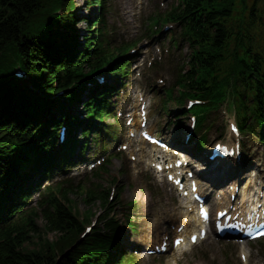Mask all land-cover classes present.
<instances>
[{
    "label": "trees",
    "instance_id": "1",
    "mask_svg": "<svg viewBox=\"0 0 264 264\" xmlns=\"http://www.w3.org/2000/svg\"><path fill=\"white\" fill-rule=\"evenodd\" d=\"M62 1L69 10L74 7L72 0H0V264H103L118 230V222L108 218L111 203L107 195L97 191L90 192V198L103 203L100 220H105L107 233L95 230L68 252L78 241L82 225L73 208L57 198L62 188L46 195L49 207L44 216L60 237L41 244L45 252L24 247L29 234L40 235L34 229L38 212L15 218L20 211L18 197L24 193L19 183L25 176V161L37 153L39 161L49 158V109L61 101L82 100L90 76L117 58L100 44H89L79 54L45 36L53 32L45 29L46 23L61 17L57 11ZM172 15L191 48L190 70L177 81L181 88L177 100L186 96L208 99V105L198 108L206 114L230 98L238 104L242 131L252 124L264 127V0H184L182 9ZM61 19L66 24L67 18ZM17 68L28 71L35 90L12 77ZM111 69L125 74L117 64ZM108 97L106 93L101 100L86 101L88 119L103 116L107 104L98 106ZM71 120L73 125L80 124L75 115ZM30 226L33 229L26 233ZM128 264L134 263L130 260Z\"/></svg>",
    "mask_w": 264,
    "mask_h": 264
},
{
    "label": "rangeland",
    "instance_id": "2",
    "mask_svg": "<svg viewBox=\"0 0 264 264\" xmlns=\"http://www.w3.org/2000/svg\"><path fill=\"white\" fill-rule=\"evenodd\" d=\"M75 1L78 5L76 15L80 21L77 26H79L80 40H82V34L87 35L90 26L87 21H81V19L87 15H94L98 8L92 7L89 4L90 0L89 2L88 0ZM177 1L115 0L114 14L109 15V19L113 23V27L109 32L111 33L109 38L110 47H120L133 42L140 43L135 62L130 68L132 75L128 78L129 88L123 92L121 98L116 99V103L120 102L117 108L125 111L129 107H133L137 99L144 98L146 104L151 105L150 114L154 122L153 129L161 134H166L168 137L180 135L182 129L188 126V121L186 119L182 120L184 126L181 129L177 128L176 125H171L177 115L174 113L172 115L161 113L160 110L156 109L158 103L153 100L156 99V96L157 98L160 97V99L165 97L162 88L168 85L169 82L174 81V74L180 70L183 58H180L178 54L179 50L174 47L171 55L167 57L163 56L161 44L168 47L167 33L151 41L148 40V37L152 31L164 27L163 21H161V24L158 26L159 28H155L154 19L163 15ZM80 5L84 6L79 9ZM176 33L177 31L171 32V40L177 37ZM159 43L160 45H158ZM150 46L151 48L148 49ZM183 51L187 52V48L183 47ZM159 79H163L164 82L160 83ZM170 107L175 108L177 105L170 102ZM212 118L215 121L205 132L207 138L206 146L210 145L212 140L219 136H222L228 143L232 142V140L236 141L237 138L230 136L229 131L224 128L225 124L232 118L231 114L222 112L216 116L214 115ZM111 122H114V120H111ZM117 126L119 132H125L127 129L124 121L119 122ZM201 134L200 132L199 135ZM199 135H196V137H199ZM241 139L244 163L256 171L248 172L246 178L255 179L264 172V144L260 143L257 135L253 133L245 134L243 137L241 136ZM90 143L94 147L90 150L89 154H94V156L89 155V157L95 160L101 156L102 158L107 157L108 149L113 150V147L117 148L119 141L110 143L106 150H103L102 147L96 149L95 144L92 141ZM190 144L192 145L188 146V148L196 155H200L197 150L198 144H196V140L192 139ZM117 152L119 151L117 150ZM150 153L151 146L141 143H135L134 146L128 145V149L125 152H122L120 156H116L113 159L110 168H108V173L103 174V178L99 179L94 174L95 172L91 174L87 172L88 169L86 170L85 167L77 168L76 172L66 176L69 179L67 183H71L75 188H67V195L63 199L69 202L75 212L85 222L88 211L96 214L101 210L99 200L88 203L90 188L98 187L102 190L108 188L110 189L109 196L114 195L115 197H117L118 191H123L121 201L117 203V213L123 221L126 219V215H130L138 228V232L133 233L131 228L127 227V231L122 233L123 242L126 241L129 248H132L131 245L145 248L156 241L157 236L162 230L171 229V224L175 222V218L171 219L172 215L173 217L179 216L177 194L173 187L169 183L159 181L158 175L147 165ZM146 155H148V158H145ZM192 163L198 167L200 166V163L197 161L193 160ZM227 171H233L235 174H238V170L234 168L230 170L228 167ZM198 174L205 176L202 171H198ZM64 175L62 174V176ZM115 179L117 180L116 185L113 184ZM63 180L62 178L60 181L62 182ZM234 181L236 180L227 181V184ZM235 186L239 189L243 188L242 184H238L237 186L236 182L233 184V187ZM114 190L115 192H113ZM40 199L41 197L37 196L36 203H33L34 206L39 205L37 201ZM96 220V217L92 216L88 222H85V226L94 224ZM34 229H37L40 235L29 234L31 237L30 241L24 246L29 250H41L45 252L46 247H41L40 245H44L43 243L46 240L56 242L60 237L59 233L51 230L49 222L42 217L36 219ZM241 248L227 244L226 242H206L194 247L192 251L170 250L165 255L143 253L141 261L142 264H264L263 244H255L253 247L245 246L244 252L247 256V260L245 261L241 258L243 251Z\"/></svg>",
    "mask_w": 264,
    "mask_h": 264
},
{
    "label": "bare ground",
    "instance_id": "3",
    "mask_svg": "<svg viewBox=\"0 0 264 264\" xmlns=\"http://www.w3.org/2000/svg\"><path fill=\"white\" fill-rule=\"evenodd\" d=\"M83 6H84V5H80L79 9H81ZM132 131H134V130H132ZM156 150H157V148H155V149L153 150V151H154L153 156H155V152H156ZM209 170L211 171V169H209ZM234 177H236V174H234V173L229 174V175L226 176V180L232 179V178H234ZM253 184H254V183H253L252 180H251V181H250V180L247 181V183H246V188H245L244 191H243L242 197H244V196L247 194V191L250 190V187H251ZM263 187H264V185H263ZM231 192H232V191H231ZM221 207H223V206H221ZM182 223L186 224V230H185V232H184L182 235H186L187 233H192V232H194L195 230H198V229L200 228L199 219L197 218V215H196V212H195L194 209L192 210L191 219H190V220H187L186 222L183 221V222H181V224H182ZM57 231H58V230L56 229L55 232L58 233ZM176 233H177V232H176ZM208 237H209V236H208ZM161 242H162V240H161Z\"/></svg>",
    "mask_w": 264,
    "mask_h": 264
}]
</instances>
